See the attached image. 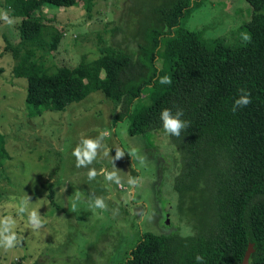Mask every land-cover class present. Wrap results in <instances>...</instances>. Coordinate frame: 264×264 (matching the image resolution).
Instances as JSON below:
<instances>
[{
  "label": "trees",
  "instance_id": "16d2710c",
  "mask_svg": "<svg viewBox=\"0 0 264 264\" xmlns=\"http://www.w3.org/2000/svg\"><path fill=\"white\" fill-rule=\"evenodd\" d=\"M78 1L3 2L20 18L19 40L14 44L6 38V51L15 58V77L27 81L30 115L62 111L100 91L115 103L114 121L130 119L129 131L142 133L164 132L163 108L183 109L189 127L180 137L167 134L182 157L174 188L181 200L210 191L206 210L211 216L203 229L195 226L197 233L186 236L143 231L119 264H201L197 255L202 264H242L249 243V264H264V0H245L250 5L244 23L248 42L230 44L180 25L193 0H165L154 8L156 24L143 30L146 42L136 52L100 46L96 58L82 56L72 68L48 72L37 53L55 50L64 31L46 23L40 10L46 4L74 7ZM81 1L89 11L93 0ZM162 76H170L172 84H161ZM147 86L151 103L143 105ZM240 89L251 92L252 102L234 112ZM9 157L0 130V167Z\"/></svg>",
  "mask_w": 264,
  "mask_h": 264
},
{
  "label": "rangeland",
  "instance_id": "374dc122",
  "mask_svg": "<svg viewBox=\"0 0 264 264\" xmlns=\"http://www.w3.org/2000/svg\"><path fill=\"white\" fill-rule=\"evenodd\" d=\"M164 1L93 0L89 11L81 0L67 8L46 4L40 10L48 18L45 22L64 33L55 50L37 56L42 55L44 69L52 72L59 66H76L82 56L96 58L100 46L136 52L146 42L143 30L156 24L154 8ZM3 2L0 13L7 12L13 22L0 19V130L11 155L0 167V218L12 215L16 219L20 239L11 250L0 248V264H35L37 260L41 264H119L143 231L186 236L197 233L195 226L203 229L211 216L206 210L210 191L179 198L174 178L182 157L165 132L131 133L130 119L115 122V103L100 91L62 111L30 115L25 103L27 81L15 77V58L6 51V38L14 44L19 40L20 18L11 15ZM249 17L245 0H193L180 25L238 44L244 41L241 34L247 33L244 23ZM150 89L144 90L141 104L151 103ZM100 131L110 132L104 141L109 155L103 156L105 149H101L89 165L98 173L90 181L88 168H77L72 152L82 137H96ZM116 148L125 153L115 161L121 185L107 182L103 174L113 169ZM129 177H139V184L130 186ZM92 194L106 198V211L89 207ZM27 196L29 209L38 210L45 221L39 230L29 225L26 215L16 212L19 199ZM74 202L77 207L71 211Z\"/></svg>",
  "mask_w": 264,
  "mask_h": 264
},
{
  "label": "clouds",
  "instance_id": "9594fccd",
  "mask_svg": "<svg viewBox=\"0 0 264 264\" xmlns=\"http://www.w3.org/2000/svg\"><path fill=\"white\" fill-rule=\"evenodd\" d=\"M0 19L5 20L7 23L11 24L13 21L9 17L7 12L0 13ZM241 37L244 41H250L251 37L247 33H242ZM161 84L171 85L172 78L170 76L160 77ZM240 96L237 98L233 105V111H237L244 107H247L251 101V92L246 89H240ZM184 116L183 109H177L175 113L170 108H163L160 113V120L162 121L163 130L166 134L174 137H180L181 131L189 127V122L183 120ZM110 135L109 131H100L99 135L96 137H82L79 144L73 149L72 155L75 157L77 168H88L87 177L88 179L94 180L97 177L96 168H89L96 160L98 155H100V150L103 151V156L107 157L109 155V150L106 149L104 141ZM125 153L119 149H115V156H112L113 169L104 171V178L107 182L115 183L116 185L122 184V178L119 175V169L115 166V161L123 158ZM139 177H129L127 183L130 186H137L139 184ZM77 201L79 200V193H76ZM31 198L29 196L22 197L18 201L16 212L18 215H26L29 225L35 229L39 230L44 226L45 221L42 218V214L36 209H29V203ZM77 203L74 202L71 205L70 210L75 211ZM90 208L100 209L106 211L108 205L106 203V198L103 196H96L92 194L90 197ZM119 209H114L113 214H118ZM16 219L12 215H6L0 218V248L5 251L11 250L17 246L19 241V236L15 231ZM198 262L203 261V257L200 255L196 256Z\"/></svg>",
  "mask_w": 264,
  "mask_h": 264
},
{
  "label": "water",
  "instance_id": "95a60500",
  "mask_svg": "<svg viewBox=\"0 0 264 264\" xmlns=\"http://www.w3.org/2000/svg\"><path fill=\"white\" fill-rule=\"evenodd\" d=\"M252 246H253L252 243L248 244L247 249L245 250L243 258H242V264H249V257L253 250Z\"/></svg>",
  "mask_w": 264,
  "mask_h": 264
}]
</instances>
